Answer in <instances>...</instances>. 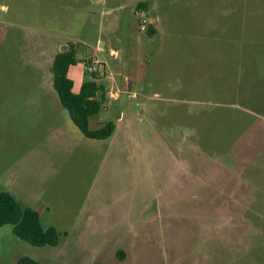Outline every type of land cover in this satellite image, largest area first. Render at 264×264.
I'll list each match as a JSON object with an SVG mask.
<instances>
[{
  "label": "rangeland",
  "instance_id": "obj_1",
  "mask_svg": "<svg viewBox=\"0 0 264 264\" xmlns=\"http://www.w3.org/2000/svg\"><path fill=\"white\" fill-rule=\"evenodd\" d=\"M69 42L75 92L106 73L110 138L53 86ZM0 190L60 234L5 224L0 264H264V0H0Z\"/></svg>",
  "mask_w": 264,
  "mask_h": 264
},
{
  "label": "trees",
  "instance_id": "obj_2",
  "mask_svg": "<svg viewBox=\"0 0 264 264\" xmlns=\"http://www.w3.org/2000/svg\"><path fill=\"white\" fill-rule=\"evenodd\" d=\"M147 6V2H140L137 8L147 9ZM147 31L150 36L156 32L151 24ZM81 50L74 43L69 42L65 50L54 56L53 86L59 95L61 104L68 110L71 119L86 137L107 139L115 132L116 126L113 122H106L95 129L89 126V119L101 111L107 99V90L99 81L104 75L91 73L92 79L85 81L79 92L74 91L75 83L69 76L71 67L78 62V54ZM5 224L13 225V233L34 246L59 244L58 230L52 225L45 227L38 211L22 206L11 192L0 190V228ZM250 257L252 258V253L248 255V258ZM249 262L245 259L242 264ZM17 264L41 263L25 256L21 257Z\"/></svg>",
  "mask_w": 264,
  "mask_h": 264
},
{
  "label": "built area",
  "instance_id": "obj_3",
  "mask_svg": "<svg viewBox=\"0 0 264 264\" xmlns=\"http://www.w3.org/2000/svg\"><path fill=\"white\" fill-rule=\"evenodd\" d=\"M145 14L146 13H144V12L141 14V16H142L141 17V21H142L141 29L142 30L145 29V27H146L145 23L147 22V20L145 18L146 17ZM86 70L90 73H97L100 76L105 74V72L103 70V66L101 65L100 61L96 60V59H94L91 63H88L86 65Z\"/></svg>",
  "mask_w": 264,
  "mask_h": 264
},
{
  "label": "crops",
  "instance_id": "obj_4",
  "mask_svg": "<svg viewBox=\"0 0 264 264\" xmlns=\"http://www.w3.org/2000/svg\"><path fill=\"white\" fill-rule=\"evenodd\" d=\"M107 3H108L109 5H111L109 2H107ZM139 3H140V2H138V3L136 4V9H135V11H134L136 14L138 13L137 6L139 5ZM147 5H148V6H147V7H148V8H147V12H150V9H151V8H150V4L147 3ZM114 8H116V7L113 6L112 9H114ZM114 10H115V9H114ZM114 10H113V11H114ZM143 11H144V10H142L141 14L143 13ZM154 23H155V19H151V24H152V26H153V29H155ZM155 31H156V29H155ZM155 33H157V32H155ZM141 34H142V33H141ZM152 37H153V36H152ZM99 41H100V40H99ZM100 45L105 47V44H101V42H100ZM99 48H100V47H99ZM110 51H111L112 53H116V55L119 53L117 50H115V49L112 48V47L110 48ZM79 54H80V53H79ZM79 54H78V55H79ZM93 55H94V54H93ZM105 75H106V73H105ZM56 92H57V91H56ZM112 95H114V97L116 98V97L118 96V93H115V94L113 93ZM58 96H59V95H58ZM59 100H60V98H59Z\"/></svg>",
  "mask_w": 264,
  "mask_h": 264
}]
</instances>
